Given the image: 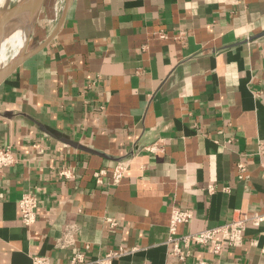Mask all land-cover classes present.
Listing matches in <instances>:
<instances>
[{"label": "crops", "instance_id": "crops-1", "mask_svg": "<svg viewBox=\"0 0 264 264\" xmlns=\"http://www.w3.org/2000/svg\"><path fill=\"white\" fill-rule=\"evenodd\" d=\"M40 23L0 84V145L17 157L0 182V264L73 251L87 264H264V221L219 254L193 245L182 261L166 242L174 206L194 214L182 233L264 214V0H70ZM121 160L118 184H96L95 170ZM26 191L39 200L30 226ZM67 223L75 245L60 250ZM119 248L129 252L94 262Z\"/></svg>", "mask_w": 264, "mask_h": 264}, {"label": "built area", "instance_id": "built-area-1", "mask_svg": "<svg viewBox=\"0 0 264 264\" xmlns=\"http://www.w3.org/2000/svg\"><path fill=\"white\" fill-rule=\"evenodd\" d=\"M164 36V33H162ZM149 150L156 151L161 149V144L155 142L147 146ZM258 154L261 157V162L264 165V139L259 142ZM17 162V157L11 144L0 145V182L6 168L13 166ZM128 167V163L124 160L118 161L111 168L102 167L93 172L96 184H118L123 178ZM238 176L241 179L247 178V164L245 161L237 162ZM58 175L65 178L74 176V169L71 167H59ZM228 188V187H226ZM212 190V187L210 188ZM39 200L35 193L26 191L23 192L18 200L21 222L30 226L37 220V208ZM193 211L190 209L174 206L171 210L170 221L168 225V243H172V253L182 261L191 254L192 246H211L215 254L221 253L224 245L240 246L243 243L246 227L249 224L258 225L264 221V214L240 213L233 217L230 221L221 223L212 227H205L196 231L182 233L178 231V225L183 222L190 221L193 218ZM108 222L114 226L117 224V219L108 217ZM78 229L77 223H67L61 234L56 239V247L60 250H65L75 245L74 234ZM129 251L119 248L110 250L104 258H96L94 262L108 263L112 258L123 255ZM92 262L88 260L86 254L80 251H73V254L68 260L52 259L46 255H36L32 259V264H87ZM200 264H205L201 261Z\"/></svg>", "mask_w": 264, "mask_h": 264}, {"label": "bare ground", "instance_id": "bare-ground-1", "mask_svg": "<svg viewBox=\"0 0 264 264\" xmlns=\"http://www.w3.org/2000/svg\"><path fill=\"white\" fill-rule=\"evenodd\" d=\"M35 7L30 6L23 13L10 16L5 0H0V71L11 60L28 52V33L34 24Z\"/></svg>", "mask_w": 264, "mask_h": 264}, {"label": "rangeland", "instance_id": "rangeland-1", "mask_svg": "<svg viewBox=\"0 0 264 264\" xmlns=\"http://www.w3.org/2000/svg\"><path fill=\"white\" fill-rule=\"evenodd\" d=\"M21 0H5V7L7 9H10L14 7L17 3H19ZM15 4V5H14ZM65 5V0H43L40 3L37 4V6L34 9L35 14V20L34 24L31 28V30L28 33V48H31L33 37L35 36L36 26L39 21L42 22L40 25H46L50 23V27L52 24H54L55 19H59L61 17V14L63 12V8ZM48 19H52V22L48 21ZM28 49V51H29Z\"/></svg>", "mask_w": 264, "mask_h": 264}, {"label": "water", "instance_id": "water-1", "mask_svg": "<svg viewBox=\"0 0 264 264\" xmlns=\"http://www.w3.org/2000/svg\"><path fill=\"white\" fill-rule=\"evenodd\" d=\"M43 0H21L14 7L7 9L10 11V16H17L24 11H26L30 6L35 7L38 3ZM70 3V0H65V5L63 8L62 16L66 12V9ZM36 4V5H35ZM31 51L24 52L16 59L11 60L9 63L5 65V67L0 71V84L7 78V76L23 61V59L30 53Z\"/></svg>", "mask_w": 264, "mask_h": 264}]
</instances>
